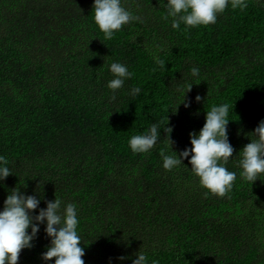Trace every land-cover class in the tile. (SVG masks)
<instances>
[{
    "label": "trees",
    "instance_id": "trees-1",
    "mask_svg": "<svg viewBox=\"0 0 264 264\" xmlns=\"http://www.w3.org/2000/svg\"><path fill=\"white\" fill-rule=\"evenodd\" d=\"M246 3L185 31L163 19L166 0H122L142 22L104 41L93 0H0V155L16 174L0 186V209L8 189L26 185L32 195L40 181L41 208L55 193L75 203L85 264H131L118 257L141 248L148 264H264V181L251 186L238 167L246 134L264 120V0ZM116 61L134 75L113 101L106 85ZM193 66L200 77L190 107H178L172 85L190 79ZM132 87L141 88L135 98ZM222 103L235 149L225 167L237 173L224 197L205 196L187 159L163 169L160 152H172L163 131L147 154L128 146L152 123H168L179 153ZM33 243L18 264H44L43 225Z\"/></svg>",
    "mask_w": 264,
    "mask_h": 264
},
{
    "label": "clouds",
    "instance_id": "clouds-1",
    "mask_svg": "<svg viewBox=\"0 0 264 264\" xmlns=\"http://www.w3.org/2000/svg\"><path fill=\"white\" fill-rule=\"evenodd\" d=\"M228 7L243 10L247 3L246 0H166V14L163 19L170 21L172 29L178 30L184 25V30L187 31L189 28L215 24L218 15ZM92 17L99 31L103 33L104 41L112 39L123 26L134 21L142 22L141 17L123 6L122 0H93ZM153 59L159 67H165L164 60L155 55ZM108 72L112 78L106 87L112 93L110 99L114 101L116 93L134 73L129 71L125 63L119 61L108 64ZM188 76L190 79L183 83L172 85L174 95L178 99L182 97L178 107L181 104L186 108L190 107L186 96L196 84L195 80L199 79L200 69L193 66ZM140 93V87H132L128 91V95L133 98ZM195 100L200 102L202 97L197 95ZM229 109L228 103H222L206 110L203 127L198 132L189 133L191 147H186L179 153L173 150V128L168 123L163 128L158 123H152L141 134L131 136L128 146L133 154H147L156 146L163 131L167 134L166 139L172 148L171 153L160 152L163 169L171 171L181 164L185 165L183 161L187 159L191 167L185 166L198 178L199 186L206 190L205 196L212 194L224 197L231 191L237 179V173L225 167L235 151L228 137V124L233 121L229 119ZM246 136L250 142L238 153L239 177L252 186L257 180L264 181V120ZM13 174L15 173L9 167L8 159L0 155V186H4L3 182ZM40 184L32 195L21 191L26 185L7 190L3 208L0 209V264H18L21 251L34 247L33 242L38 238L41 225L50 241L40 256L44 264H49L53 258L54 264H85L82 258L85 251L81 247L83 241L78 230L77 205L65 202L55 193V199L45 200L46 207L41 208L44 196ZM133 255L134 258L120 256L118 259H131V264H148L142 248ZM151 264L158 262L153 260Z\"/></svg>",
    "mask_w": 264,
    "mask_h": 264
}]
</instances>
